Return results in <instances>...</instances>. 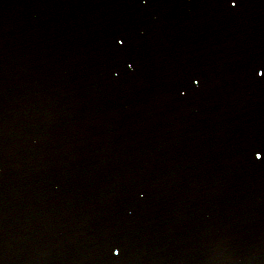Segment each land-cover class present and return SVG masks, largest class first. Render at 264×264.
Listing matches in <instances>:
<instances>
[{"label":"snow or ice","instance_id":"obj_1","mask_svg":"<svg viewBox=\"0 0 264 264\" xmlns=\"http://www.w3.org/2000/svg\"><path fill=\"white\" fill-rule=\"evenodd\" d=\"M143 2H147V0H143ZM219 6L225 9L235 10L238 7H242L243 4L241 0H219ZM114 45L121 52H124L126 49L131 47L130 41L126 35L117 34L113 36ZM127 63V62H126ZM129 69L134 68L133 63H127ZM252 74L256 78H264V64L254 66L251 69ZM195 83H199V77L192 78ZM181 96L184 95L183 92L180 93ZM248 152L253 157L254 162H259L264 156V143H250L248 146ZM111 247L109 251L111 252L113 257H118L121 254L123 249V243L118 239L114 238L110 241Z\"/></svg>","mask_w":264,"mask_h":264}]
</instances>
